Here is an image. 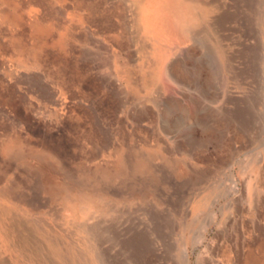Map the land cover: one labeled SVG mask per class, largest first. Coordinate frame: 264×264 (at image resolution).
<instances>
[{
	"label": "rangeland",
	"instance_id": "rangeland-1",
	"mask_svg": "<svg viewBox=\"0 0 264 264\" xmlns=\"http://www.w3.org/2000/svg\"><path fill=\"white\" fill-rule=\"evenodd\" d=\"M249 3L0 0V264H232L249 209L264 231Z\"/></svg>",
	"mask_w": 264,
	"mask_h": 264
},
{
	"label": "crops",
	"instance_id": "crops-1",
	"mask_svg": "<svg viewBox=\"0 0 264 264\" xmlns=\"http://www.w3.org/2000/svg\"><path fill=\"white\" fill-rule=\"evenodd\" d=\"M175 4L180 6L182 3L177 1L175 2ZM249 214L252 218L250 228L248 227L249 226L248 224H247L248 226L243 224L242 227L245 228L247 226L248 227L247 230H245L244 233L240 234V237L236 239V242L233 244L235 248L230 247L227 250V252H229L227 253L228 261H231L232 264H264V231L261 229V226H259L258 220L255 217V216L258 217V213L257 215H255L251 211V209H249ZM158 237L162 239L160 235H158ZM231 252H233V254ZM252 256L256 257V262L255 261L252 262L251 260ZM183 257L185 258V260L184 262H182V264H189V259L187 255H183ZM160 258L161 255H159L154 250L152 254L141 260H144L145 262L148 260L156 261L159 260Z\"/></svg>",
	"mask_w": 264,
	"mask_h": 264
},
{
	"label": "bare ground",
	"instance_id": "bare-ground-1",
	"mask_svg": "<svg viewBox=\"0 0 264 264\" xmlns=\"http://www.w3.org/2000/svg\"><path fill=\"white\" fill-rule=\"evenodd\" d=\"M247 0H236L237 4L240 2L243 6L245 4V6H248L250 3H249V0L246 2ZM244 3V4H243ZM253 3V2H252ZM207 4V3H206ZM235 5V4H234ZM239 5V4H238ZM206 6V5H205ZM249 13V12H248ZM231 15V14H230ZM223 19V18H222ZM250 26V23H247V28ZM250 28V27H249ZM221 34V33H220ZM250 49V48H249ZM246 64V67L244 69V71H251V73L253 72L254 74H257L258 75V67L256 65V62L253 60V58H250L247 60V62H245ZM258 64V62H257ZM262 68V76H264V63H262V66H260ZM245 71V72H246ZM262 88V87H261ZM247 113V112H246ZM242 124V123H241ZM241 126V125H240ZM255 195L257 194L256 192L260 191L261 189L257 187H255ZM261 192V191H260ZM82 200H78L79 201V204H80V210L79 212L81 213H85V214H89L92 207H95L96 206V202H95V199L94 198H91L90 196H87V197H81ZM83 199H85V201H83ZM164 201V200H163ZM93 213V212H92ZM94 214V213H93ZM162 226V225H161ZM89 229V228H88ZM154 230V229H153ZM155 231V230H154ZM136 234V233H135ZM148 234V233H147ZM159 234H162L160 233V230L158 232V235ZM137 236V235H136ZM91 237V236H90ZM150 237V236H149ZM234 237V236H233ZM232 237V238H233ZM134 238V237H133ZM133 238H131L130 240H132ZM80 240V239H79ZM30 241V240H29ZM78 241V240H77ZM82 243V242H81ZM149 240L148 238L146 237V235H142V234H139L136 238V242H135V246L137 248L136 250V256L138 257V259H144L145 257H148L149 254L152 252V248L149 246ZM239 243V241H238ZM134 244V243H133ZM128 245V244H127ZM238 245V244H237ZM242 245V244H241ZM56 247V246H54ZM233 247L235 248V246L233 245ZM80 248V247H79ZM135 248V247H134ZM56 249H58L56 247ZM59 250V249H58ZM239 250V249H238ZM57 252V250H56ZM62 252V251H61ZM75 252V251H74ZM253 252V251H252ZM66 253V252H65ZM34 254V253H33ZM63 254V253H62ZM61 255V254H59ZM81 256V255H80ZM182 256V255H181ZM241 256V255H239ZM253 257V256H252ZM251 257V260L252 262H256V257L254 256L253 258ZM62 259V258H61ZM85 259V258H84ZM83 260V259H82ZM58 262H59V259H58ZM91 262V261H90ZM61 264V263H60ZM87 264V263H86ZM90 264V263H89Z\"/></svg>",
	"mask_w": 264,
	"mask_h": 264
}]
</instances>
